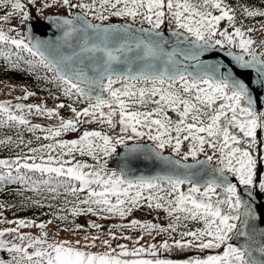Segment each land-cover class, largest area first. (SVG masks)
I'll list each match as a JSON object with an SVG mask.
<instances>
[{
  "label": "snow or ice",
  "instance_id": "6c2138e0",
  "mask_svg": "<svg viewBox=\"0 0 264 264\" xmlns=\"http://www.w3.org/2000/svg\"><path fill=\"white\" fill-rule=\"evenodd\" d=\"M0 77V264H264V0H0Z\"/></svg>",
  "mask_w": 264,
  "mask_h": 264
},
{
  "label": "rangeland",
  "instance_id": "374dc122",
  "mask_svg": "<svg viewBox=\"0 0 264 264\" xmlns=\"http://www.w3.org/2000/svg\"><path fill=\"white\" fill-rule=\"evenodd\" d=\"M17 81L18 80H16V79H11V80L7 81V84H9V85L16 84ZM33 89L39 91L38 89H35V88H33ZM19 94H20V91L18 89L17 90H10L8 87L5 86V84L0 83V99L14 98L16 95H19ZM39 95L41 97H43L45 95V93L39 92ZM13 102H16V101L14 100ZM48 104H49V106H52L53 101L49 99ZM136 216L140 217L141 219L147 218V217H145V215L143 213H136ZM62 235H66V234L62 233Z\"/></svg>",
  "mask_w": 264,
  "mask_h": 264
},
{
  "label": "trees",
  "instance_id": "16d2710c",
  "mask_svg": "<svg viewBox=\"0 0 264 264\" xmlns=\"http://www.w3.org/2000/svg\"><path fill=\"white\" fill-rule=\"evenodd\" d=\"M2 78V77H0ZM11 79H16L18 80L17 83L18 84H27V85H30L32 86L33 88H35V82L33 80H31L30 78H24V77H21V76H17L15 74H11ZM16 83V82H15ZM16 83V84H17ZM21 216H24V215H31V213H20Z\"/></svg>",
  "mask_w": 264,
  "mask_h": 264
},
{
  "label": "water",
  "instance_id": "95a60500",
  "mask_svg": "<svg viewBox=\"0 0 264 264\" xmlns=\"http://www.w3.org/2000/svg\"><path fill=\"white\" fill-rule=\"evenodd\" d=\"M54 31H55V30L49 31V32L47 33V35H43V34H42V38H44V39L51 38V37L53 36V32H54Z\"/></svg>",
  "mask_w": 264,
  "mask_h": 264
}]
</instances>
